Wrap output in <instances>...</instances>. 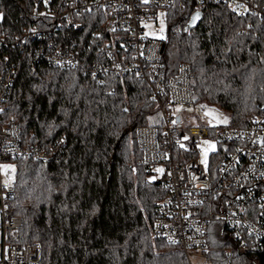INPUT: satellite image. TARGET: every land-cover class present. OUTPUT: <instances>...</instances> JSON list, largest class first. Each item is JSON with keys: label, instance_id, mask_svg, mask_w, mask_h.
<instances>
[{"label": "trees", "instance_id": "trees-1", "mask_svg": "<svg viewBox=\"0 0 264 264\" xmlns=\"http://www.w3.org/2000/svg\"><path fill=\"white\" fill-rule=\"evenodd\" d=\"M22 1L0 0L2 31L21 27ZM193 4L177 0L167 12V74L191 64L197 102L228 112L230 127H247L264 104L262 24L229 6L208 5L199 24L186 30ZM12 54L5 122L47 148L67 141L54 162L15 164L10 206L23 228L12 239L39 243L42 264H187L177 246L153 235L155 203L167 191L147 182L146 168L137 164V129L158 114L148 85L134 77L101 82L39 64L28 53ZM207 239L208 249L195 254L206 264H264V251L241 249L222 222L209 224Z\"/></svg>", "mask_w": 264, "mask_h": 264}, {"label": "built area", "instance_id": "built-area-1", "mask_svg": "<svg viewBox=\"0 0 264 264\" xmlns=\"http://www.w3.org/2000/svg\"><path fill=\"white\" fill-rule=\"evenodd\" d=\"M176 1L23 0L21 27L12 32L0 29V164H14L0 179V264H42L39 243L12 239L23 228L22 218L10 206L15 164L54 162L62 158L67 143L66 138L48 148L31 143L18 124L5 122L4 106L16 71L12 53L18 52L28 53L39 64L80 70L101 82L107 76L134 77L148 85L161 119L138 127L142 159L137 164L146 168L147 182L167 191L155 203L153 235L177 246L187 264L208 249L211 222H222L241 249L264 251V104L244 128L185 124L183 114L198 103L193 67L182 63L169 77L164 40L146 31L147 24L158 27L166 22ZM189 1L194 2L193 14L208 5H225L239 16H254L264 36V0ZM205 140L211 142L208 152Z\"/></svg>", "mask_w": 264, "mask_h": 264}, {"label": "rangeland", "instance_id": "rangeland-1", "mask_svg": "<svg viewBox=\"0 0 264 264\" xmlns=\"http://www.w3.org/2000/svg\"><path fill=\"white\" fill-rule=\"evenodd\" d=\"M148 26H150L148 28ZM159 32H155V31ZM146 31L150 32L149 35L152 37H155L156 39H162L164 40L166 38V32H167V24L165 21L160 22L158 27L155 23H150L149 25H146ZM205 105V107H203ZM161 117L158 113L157 116L153 119L154 123H157L160 121ZM227 119V123H224L223 121ZM183 120L185 121L186 125L191 126H200L205 125L209 126L210 124H217V125H227L230 123V116L229 113L218 109L215 107H212L210 105H207L204 102H198L196 105L192 106L191 108L187 109V111L183 114ZM204 146L206 148V151L210 149L211 142L208 140L204 141ZM14 167V164L11 162H4L0 164V179L4 178L5 170L7 168ZM0 224H1V215H0ZM1 230V229H0ZM2 234L0 231V255H1V244H2ZM206 260L202 256H192L191 257V264H206Z\"/></svg>", "mask_w": 264, "mask_h": 264}, {"label": "water", "instance_id": "water-1", "mask_svg": "<svg viewBox=\"0 0 264 264\" xmlns=\"http://www.w3.org/2000/svg\"><path fill=\"white\" fill-rule=\"evenodd\" d=\"M201 18H202L201 12H197V13L193 14L189 20V23H188L186 30L196 27L199 24ZM163 49H164V46H163Z\"/></svg>", "mask_w": 264, "mask_h": 264}, {"label": "snow or ice", "instance_id": "snow-or-ice-1", "mask_svg": "<svg viewBox=\"0 0 264 264\" xmlns=\"http://www.w3.org/2000/svg\"><path fill=\"white\" fill-rule=\"evenodd\" d=\"M223 122H224V123H227V119H225ZM213 147H214V146H213Z\"/></svg>", "mask_w": 264, "mask_h": 264}, {"label": "crops", "instance_id": "crops-1", "mask_svg": "<svg viewBox=\"0 0 264 264\" xmlns=\"http://www.w3.org/2000/svg\"><path fill=\"white\" fill-rule=\"evenodd\" d=\"M0 227H1V224H0ZM1 229V228H0ZM1 231V230H0ZM2 234V233H1Z\"/></svg>", "mask_w": 264, "mask_h": 264}]
</instances>
